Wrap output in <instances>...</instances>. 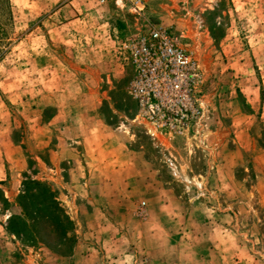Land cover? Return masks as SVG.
Returning <instances> with one entry per match:
<instances>
[{
	"label": "rangeland",
	"instance_id": "obj_1",
	"mask_svg": "<svg viewBox=\"0 0 264 264\" xmlns=\"http://www.w3.org/2000/svg\"><path fill=\"white\" fill-rule=\"evenodd\" d=\"M152 28L193 112L131 91ZM0 264H264V0H0Z\"/></svg>",
	"mask_w": 264,
	"mask_h": 264
},
{
	"label": "built area",
	"instance_id": "obj_2",
	"mask_svg": "<svg viewBox=\"0 0 264 264\" xmlns=\"http://www.w3.org/2000/svg\"><path fill=\"white\" fill-rule=\"evenodd\" d=\"M124 47L137 70L131 91L145 114H160L162 109L186 113L195 110L193 81L186 72L191 62L164 30L152 28L130 39ZM177 91L182 92L179 99L174 97Z\"/></svg>",
	"mask_w": 264,
	"mask_h": 264
},
{
	"label": "trees",
	"instance_id": "obj_3",
	"mask_svg": "<svg viewBox=\"0 0 264 264\" xmlns=\"http://www.w3.org/2000/svg\"><path fill=\"white\" fill-rule=\"evenodd\" d=\"M30 183H31V187L25 188L23 190V193H22L23 197L24 198L25 197L31 198L33 196V194H34L33 192H31L30 194H27L30 192V188H32V186H33L36 188V190L39 191L40 196H44L45 202L42 201L41 203L36 204V202H33L32 200H31V202H28V200L26 199V202H25L26 205H23V207H22L24 214L29 215L32 218V221H35L38 219V217L42 216V215H40V213L42 211L46 210L48 212L47 213L48 217H52V218L57 217V219L59 221L61 219L63 222L68 223L69 221L66 219L65 215L62 216V214H61L62 210L59 206L58 201L55 199L53 192L50 190V188L46 184H43V183L38 182V181H32ZM28 195H29V197H27ZM60 215L62 216V218H60ZM58 216H59V218H58ZM15 219H19V227H20L19 231H21V230L22 231L24 230V232L27 231L30 234V237L35 238V232H34L35 227L33 228L32 226H30L28 224L27 218H25V217L21 218L20 216H16L14 214H11L9 216L10 222L15 220ZM14 231L17 232V230H14Z\"/></svg>",
	"mask_w": 264,
	"mask_h": 264
}]
</instances>
